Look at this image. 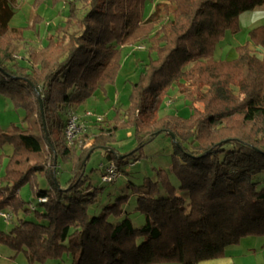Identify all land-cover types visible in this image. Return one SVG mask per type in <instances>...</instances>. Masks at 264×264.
<instances>
[{
  "label": "trees",
  "instance_id": "trees-1",
  "mask_svg": "<svg viewBox=\"0 0 264 264\" xmlns=\"http://www.w3.org/2000/svg\"><path fill=\"white\" fill-rule=\"evenodd\" d=\"M64 1L65 22L29 52V66L0 36V95L23 110L21 126H0V146L12 147L0 177V211L26 212L18 191L28 183L43 208L33 209L38 220L19 218L0 230V245L23 251L30 263L68 257L70 264H199L225 257L244 236L264 237V26L248 31L236 57L213 56L226 31H239L240 14L264 0H168L174 8L166 21L158 9L143 17L147 0ZM12 15L10 2L0 0V26ZM140 43L149 44V60L130 84L129 107L105 126L94 123L95 132L86 127L82 137L92 143L78 151L64 132L69 111L104 91L121 48ZM173 86L191 113L155 118L154 97ZM123 128L132 129L136 146L119 153L110 144ZM161 133L171 140L178 186L163 169L155 180L129 182L134 210L143 215L138 227L122 209L126 197L91 215L99 188L83 173L89 153L102 149L120 172ZM69 161L71 174L61 185L51 171ZM37 175L47 188H39Z\"/></svg>",
  "mask_w": 264,
  "mask_h": 264
},
{
  "label": "rangeland",
  "instance_id": "rangeland-1",
  "mask_svg": "<svg viewBox=\"0 0 264 264\" xmlns=\"http://www.w3.org/2000/svg\"><path fill=\"white\" fill-rule=\"evenodd\" d=\"M8 1L13 15L5 26H0V36L9 40L13 58L21 65L29 66V52L45 45L47 37L65 22L69 6L64 0ZM259 7L264 9V4L240 14V30L235 34L226 31V35L217 43L213 53L215 58L229 60L236 57V46L242 45L248 40V31L256 25H264V15H254V11ZM173 8L168 0H147L143 17H148L158 9L157 17L160 16L162 20L166 21L172 17ZM81 15L80 11L78 16ZM148 46V43L145 45L143 43L124 45L121 48L119 68L113 82L108 83L104 91L94 92L84 104L72 108L76 116L79 117L78 122L83 124L75 139V141L77 140L75 147L78 151L80 148H88L92 143V138L84 139L82 137L86 127L95 132L94 123L105 126L112 121L117 109L123 112L129 107L130 84L138 79L143 64L149 60V51L146 49ZM232 90L234 94H237L235 87H232ZM191 111L189 101L183 98L177 86L168 90L166 95L159 94L153 99L152 115L155 118L165 114L187 116ZM85 112H89L91 116L85 117ZM97 116H100L102 121L94 122ZM22 118L23 110L15 108L9 98L0 95V126L6 131H10L13 125H22ZM110 145L119 153L134 149L136 142L132 129L123 128L116 131L115 139ZM11 149V145L8 144L0 146V177L5 174L7 156L11 153ZM141 151L142 154L138 161L130 164L133 162V157H130L129 162L121 167L116 179L110 183H103L100 177V165L108 162L103 150L96 148L89 153L84 161L83 173L89 177L87 181H90L92 186L99 188L97 199L89 208L91 215L100 214L107 204L120 197H126L122 209L129 214L133 225L138 227L143 223V215L134 210L137 196L129 187V182L138 185L145 178L155 180L157 170L163 169L168 173L172 184L178 186V181L171 171L172 145L167 134L156 135L142 147ZM71 166L72 161L63 162L56 167L55 175L53 170L51 171L53 176H57L61 185L65 184L70 177ZM48 168L51 169V167ZM36 182L40 189L48 187L44 176L37 175ZM18 196L23 202V208H26L27 211L24 212L21 209L14 213L9 209H4V211L11 212L12 219L6 222L0 217V230L2 231H9L18 223L19 218L36 221L38 220L37 212H42L43 208L34 198V190L29 183L20 187ZM35 207L37 212L33 210ZM228 248L233 250L231 259L233 264H264V237L244 236L239 239L237 244L230 245ZM0 264H70V259L64 257L61 261L48 258L40 263H30L23 251L17 252L8 246L0 245Z\"/></svg>",
  "mask_w": 264,
  "mask_h": 264
},
{
  "label": "built area",
  "instance_id": "built-area-1",
  "mask_svg": "<svg viewBox=\"0 0 264 264\" xmlns=\"http://www.w3.org/2000/svg\"><path fill=\"white\" fill-rule=\"evenodd\" d=\"M139 48H142V46H139ZM85 117L91 116L89 112H85ZM97 121H101L102 118L100 116H97L95 118ZM79 117L76 116L74 111H69L68 114V119L65 125V135L68 141V144H71L77 137V134L79 131H81L83 124H80L79 122ZM101 180L103 183H110L113 182L116 177L119 175V172L117 170V167L112 161H108L106 164H101ZM39 202H44L46 201V198H39ZM0 217H2L6 222L10 221L12 219L11 212L7 211H0Z\"/></svg>",
  "mask_w": 264,
  "mask_h": 264
},
{
  "label": "crops",
  "instance_id": "crops-1",
  "mask_svg": "<svg viewBox=\"0 0 264 264\" xmlns=\"http://www.w3.org/2000/svg\"><path fill=\"white\" fill-rule=\"evenodd\" d=\"M254 15L263 16L264 15V9H260V7H259V9H257V10L254 11ZM261 25L264 26L263 24H261ZM256 26H259V25H256ZM239 30H240V18H239ZM225 35H226V32H225L224 36ZM232 252H233V250H231V249L228 248V249H226V253L227 254H226L225 257L215 258V259H210V260L202 261V263H204V264H233V262L231 260L232 259ZM202 263L200 262L199 264H202Z\"/></svg>",
  "mask_w": 264,
  "mask_h": 264
},
{
  "label": "water",
  "instance_id": "water-1",
  "mask_svg": "<svg viewBox=\"0 0 264 264\" xmlns=\"http://www.w3.org/2000/svg\"><path fill=\"white\" fill-rule=\"evenodd\" d=\"M40 109H41V112H42V105H40ZM171 138H172L173 140H175V136H174L173 134H171Z\"/></svg>",
  "mask_w": 264,
  "mask_h": 264
}]
</instances>
